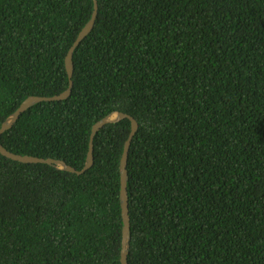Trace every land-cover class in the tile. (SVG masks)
<instances>
[{
    "label": "trees",
    "instance_id": "trees-1",
    "mask_svg": "<svg viewBox=\"0 0 264 264\" xmlns=\"http://www.w3.org/2000/svg\"><path fill=\"white\" fill-rule=\"evenodd\" d=\"M97 2L69 97L29 107L1 144L80 169L94 122L130 114L128 264H264V0ZM92 9L0 0V126L67 88ZM129 131L104 125L80 175L0 154V264H121Z\"/></svg>",
    "mask_w": 264,
    "mask_h": 264
},
{
    "label": "water",
    "instance_id": "water-1",
    "mask_svg": "<svg viewBox=\"0 0 264 264\" xmlns=\"http://www.w3.org/2000/svg\"><path fill=\"white\" fill-rule=\"evenodd\" d=\"M98 13V2L97 0H93V9L90 18L85 23V25L79 31L77 37L70 45L67 54L65 56V69L68 76V86L65 90L60 92L59 94H55L52 96H39V95H30L26 97L20 105L9 114L1 123L0 126V136L1 134L10 129L13 124L18 120L20 115L27 110L32 105L42 102V101H53V100H62L69 97L71 94L72 86H73V61L72 56L75 48L79 45V43L90 33L92 30L96 17ZM122 119H128L130 121V131L124 141L123 150L121 153L120 161H119V173H120V191H119V200L121 207V217H122V232H121V249H120V263L128 264L127 256L130 248V218H129V208H128V192H127V182H128V172H127V160L129 148L132 142V139L138 129L137 120L131 116L130 114L124 113L122 111L114 110L100 119H98L91 127L88 141V149L86 153L85 163L80 169H76L75 167L67 164L62 159L57 158H43L29 154H17L7 150L0 142V154L3 156L10 158L15 161L23 162V163H44L48 165H52L57 169L65 170L68 172L76 173L78 175L84 173L88 170L93 164V152H94V137L96 133L106 124L116 123Z\"/></svg>",
    "mask_w": 264,
    "mask_h": 264
}]
</instances>
